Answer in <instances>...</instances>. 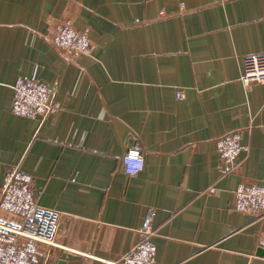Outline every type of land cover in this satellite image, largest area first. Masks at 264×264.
Masks as SVG:
<instances>
[{
    "label": "crops",
    "instance_id": "crops-1",
    "mask_svg": "<svg viewBox=\"0 0 264 264\" xmlns=\"http://www.w3.org/2000/svg\"><path fill=\"white\" fill-rule=\"evenodd\" d=\"M66 21L89 55L52 44ZM260 51L264 0H0V186L18 166L62 214L40 262L124 264L152 210L154 264H262L264 219L233 209L241 183L264 184V84L242 81ZM35 73L57 106L47 118L12 110ZM236 130L248 149L224 173L216 140ZM136 140L145 168L128 175Z\"/></svg>",
    "mask_w": 264,
    "mask_h": 264
},
{
    "label": "built area",
    "instance_id": "built-area-1",
    "mask_svg": "<svg viewBox=\"0 0 264 264\" xmlns=\"http://www.w3.org/2000/svg\"><path fill=\"white\" fill-rule=\"evenodd\" d=\"M50 40L69 60L89 55L92 50L88 31L76 28L69 21L57 25ZM242 81L247 86L264 84V51L245 55ZM13 90L12 110L16 115L47 118L57 110L51 101V89L36 73L19 78ZM177 97L183 98V91H178ZM216 143L222 171H233L240 154L248 149L242 142V131L225 133ZM123 166L128 175H137L144 170L145 153L139 140L127 148ZM32 188L33 177L18 166L6 172L0 186V264H43L39 260L42 247L48 251L57 247L62 214L39 205ZM215 190V187L210 188V192ZM233 209L264 219V184L241 183L234 191ZM154 215L152 210L145 215L138 227L141 239L121 256L124 264H154Z\"/></svg>",
    "mask_w": 264,
    "mask_h": 264
}]
</instances>
